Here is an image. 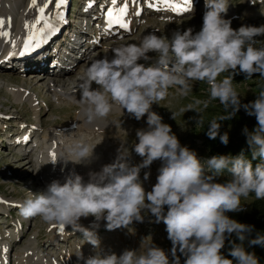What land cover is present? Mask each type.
Masks as SVG:
<instances>
[{
    "label": "clouds",
    "instance_id": "9594fccd",
    "mask_svg": "<svg viewBox=\"0 0 264 264\" xmlns=\"http://www.w3.org/2000/svg\"><path fill=\"white\" fill-rule=\"evenodd\" d=\"M205 8L202 28L195 34L191 27L174 31L171 38L151 32L138 44L114 47L110 59H93L86 69L81 104L86 106L89 121L107 117L115 107L124 113L126 110L137 121L147 117V128L137 130L138 142L132 147L142 162L131 164V155L121 145L115 160L99 171H89L87 180L73 168L63 182L53 180L20 207L24 217L38 216L46 223L67 225L81 232L95 249V254L86 258L80 252L77 257L83 264H180V255L185 258L184 264H260L243 243L252 227L226 213L243 210L242 198L252 194L256 200H264V90L254 101L242 104L232 77L218 78L225 72L243 73L247 79L254 74L264 77V46L257 47L255 39L264 36V25L234 29L232 21L224 18L229 0H205ZM149 53H156L155 58ZM192 82L206 83L209 99L219 100L224 106L226 115L221 121L231 119L241 108L256 118L254 130L245 127L243 133L252 159L259 163L253 166L243 152L201 159L182 146L171 126L152 110L167 97L170 88L187 95ZM93 83L96 88H92ZM172 118L176 120L174 112ZM220 126L210 122L207 135L210 139L219 136L227 145L228 133L220 135ZM96 145L78 143L49 163L55 166L62 162V172L69 162L90 165ZM157 160L161 161L157 182L146 191L141 169ZM224 175L229 177L227 182H216ZM149 176L150 172L145 173L144 179ZM142 212L155 217V223L166 225L174 259L153 243L144 249L143 241L139 250L125 249L119 256L105 252L95 232L81 223V218L94 217L95 228L103 221L109 231L126 228L134 233L131 225L144 221ZM232 234L241 243H233L229 253L232 259H228L221 250ZM250 245L264 247V235L258 234Z\"/></svg>",
    "mask_w": 264,
    "mask_h": 264
},
{
    "label": "rangeland",
    "instance_id": "374dc122",
    "mask_svg": "<svg viewBox=\"0 0 264 264\" xmlns=\"http://www.w3.org/2000/svg\"><path fill=\"white\" fill-rule=\"evenodd\" d=\"M14 1L17 2V0ZM19 1L20 3L17 2L19 5L18 9L13 14H8L7 19H5L6 17H1L9 27V40L17 37L18 34L16 35V27L19 26L21 28L19 22L26 13V10L23 11V8L27 0ZM45 2L46 0H40L39 6H42ZM78 2H82L79 3L80 7ZM138 2L140 3V6L143 7L145 0H139ZM68 4L73 6L71 10L70 5L68 6ZM83 5H87V0H68L67 5L63 6L68 8V12L65 13V15L67 19H70V24L68 25V27H70L67 32V34L69 33L70 38H66L61 41V43H56L69 44L71 36L75 33L74 30L77 31V29H73L76 25L73 20L78 17V12L83 9ZM204 6L205 0H199L197 11L193 10L192 12L189 11L179 14L170 13V17L147 15V18L141 26L139 23V17H137L133 20V28L124 33L118 34L117 37L108 38L100 42V44L93 49V52L90 53L92 56L87 57L85 61H82L85 66L81 68V66L76 64L75 71L73 70V72L67 73L65 77L85 76L86 69L89 67L93 59H100L105 56L110 59L114 47L120 44H127V42L128 44H133V42L140 39L139 35L143 33L156 32L158 36L164 34L171 38L172 33L176 31V29L184 31L191 27L193 29L195 28V34V32L200 31L202 28L203 16L206 10ZM248 9L255 11V13L248 12L247 14L245 11ZM61 10L62 7L59 9L56 8V0H52V3L48 5L45 11V15L49 16V14H53V16H55L56 13H60ZM245 13L247 14L246 16H244ZM36 16L37 11H35L28 20L31 19L34 21ZM9 18L11 20L10 24L7 23ZM24 18L26 19L27 17ZM224 18L232 21V27L234 29H238L242 25L257 27L264 25V0H229L228 12ZM148 21H150L149 24ZM88 24L90 35H97L98 31H96V33L94 31L95 29H98L97 24L92 25L89 22ZM159 28H161V30ZM11 33H15V35H11ZM23 39L24 38L19 39V41L21 42ZM255 39L258 41L256 45L257 47L264 46V36H259ZM56 47L57 46L54 45L48 52H53V49ZM72 54L73 51L70 50L68 55L71 56ZM148 55L155 58L156 53H149ZM139 62L150 63L143 60ZM41 66L45 68L48 67V64ZM18 67L19 70L8 69L5 68V66L0 65V244H4L7 250L3 257V264H18L19 258L16 257V254L19 252L20 247L25 245L28 240L34 245H37L40 243L38 237L39 234L45 239H50L52 237V223H46L38 216L24 217L20 213V207L24 200L33 196L37 192L43 191L46 187V183L42 182L40 179V176L42 175L40 166L37 164L35 170H28L26 168V160L30 159L32 155L36 153L38 148L47 144L44 140L47 137L46 132L49 129L70 123V121L72 122V120H75L78 116L81 108L75 103H71L67 100H57L49 95L46 88L42 83L38 82L35 76L39 73L38 71L32 70L28 67V71L22 72V68L27 66L21 64L18 65ZM65 67L62 69H65ZM10 76L18 78V81L11 79ZM224 77H232L233 85L241 97L242 104L250 103L256 99L257 94L260 92L259 85L263 84L264 81V77H260L259 74H254L251 79H247L246 75L243 73L233 75L229 72H225L221 74L218 79H223ZM93 85L94 88L97 87L95 83H93ZM20 87L30 91L33 101L37 103V108L31 107L30 102L27 99L24 103L15 101L14 95L10 93V89H20ZM77 94L81 97V92ZM197 101L200 103L197 104ZM205 102H207V107H205ZM152 110L162 117L164 123L171 126L172 132L177 136L182 146L194 149L197 137L205 138L204 147L198 149L203 155H206L207 152L211 150L213 143L220 140L219 136L216 139H210L208 137L206 126L210 122L216 121L217 123H220V135L228 133V136L231 138H241L245 137L243 129L246 127V124H252L253 127L251 126L248 128V130H252V128H255L254 122L257 121L254 116H249L243 108L236 113L235 116L237 118L231 121H221L220 118L226 115L224 106L219 100L209 99L208 85L201 82H192V89L187 95H180L177 89L170 88L167 97L160 101L159 104H154ZM172 112L176 114V120L172 118ZM126 116L127 114L125 113L117 114L114 112L112 113V116L102 118L108 124V138L97 133L89 135V137H93V140L92 142L87 143L90 144V146H95L96 143H99V149L94 153L95 157L93 162L87 169H85L87 174L89 171H99L103 165L112 163L118 154V147L120 149L121 145L122 148L124 149L125 147L124 150L131 155V164L138 165L142 162V158L134 152L132 147L135 142H138L136 138L137 130L147 128V117L137 121L130 115ZM201 119L202 122L198 124V120ZM26 123H31L33 126ZM23 126L28 130L34 128L37 133L32 135L33 138L30 137L32 133L25 137V134L21 131V127ZM65 131L69 132L68 130ZM73 132L82 133L83 131L75 128L73 129ZM8 137H12V140L11 138L8 140ZM28 139V152L25 153V146L23 147L22 143L19 142L25 141L27 143ZM30 139L32 140L30 141ZM193 140L195 143H193ZM109 147L110 150L103 153V151L109 149ZM108 160L112 162H109ZM160 167L161 161L157 160L154 161L149 168L141 169L140 179L143 182L146 191H151L153 185L157 182V176L159 174L158 169ZM149 172L150 176L145 180V173ZM87 174L85 177L88 178ZM216 182L225 183L227 180H221V178L218 177ZM28 187H30L29 190L27 189ZM254 199V194L246 199L242 198V206H250ZM166 211L167 207H165V212ZM142 215H145V219L142 223L133 222L131 225L134 233L129 232L126 228H121L109 231L107 235L102 234L97 236L103 242V244H101L103 251L112 252L119 256L125 249L139 250L143 241L144 249H147V247L153 243L155 246L165 250V252L169 254L170 260L174 259L171 255L173 245L168 239L166 225L163 222L155 223V217L151 216V214L142 212ZM89 218H91V221H94V217ZM105 223L106 222L103 221L100 222L99 227L105 225ZM42 228H44V230L41 231ZM67 232L68 231L64 233L65 236L67 235ZM36 249L38 253L46 251L49 252L50 255L55 256L58 264H64V260L66 259V264H83V261L79 260L77 257L80 255V252H82L84 257L95 254L94 247L87 243L83 238L82 233L80 235H71L63 239H56L54 240V245L51 246H48L47 243H43L39 247H36ZM184 261L185 258L183 255H180V264H184Z\"/></svg>",
    "mask_w": 264,
    "mask_h": 264
},
{
    "label": "bare ground",
    "instance_id": "6f19581e",
    "mask_svg": "<svg viewBox=\"0 0 264 264\" xmlns=\"http://www.w3.org/2000/svg\"><path fill=\"white\" fill-rule=\"evenodd\" d=\"M105 1L107 2L108 0H105ZM17 2L20 3L19 0H17ZM17 2L14 0H0V18L6 17L5 19H7L8 14L9 15L13 14L18 9L19 5ZM90 2L91 0L88 2V5ZM176 2H181V0H176ZM198 2L199 0H192L191 7L193 6V10L197 11ZM39 4H40V0H38V5L36 7H32L30 6L31 0H27L23 8V11L26 10V13L23 16L27 18L25 19L24 17H22V19L19 22L21 25V28L19 26L16 27V30H17L16 35L18 34L17 37L11 38L12 40H9L10 38L5 39L3 37H0V65H3L5 66V68H8V69H18L19 70L18 65L23 64L24 66H27V67L22 68L21 70L22 72L28 71L29 68L32 70L38 71L39 73H37L35 76L38 82L42 83V85L46 88L49 95L53 96L57 100H67L71 103H75L79 105L81 108L75 120H72V122L70 121V123L63 124L59 127L49 129L46 132L47 137L44 140V142H46L47 144L45 146L42 145L41 148H38L36 150V153L33 154L30 159L26 160V168L28 170H35L38 164L42 170V175L40 176V179L42 182L46 183V185L51 183L53 180H61V182H63L64 176L68 172H70L73 168L78 174L84 176L85 180H87L88 178L85 177V175L87 174V171L85 169H87L89 165L87 166L83 164L74 165L71 162H69V164L67 165V168L64 170V172H62L61 168L64 167L62 162L55 166L49 162L52 158V153H55L56 157H58L61 153H67V150L69 148L75 146L78 143L92 142L93 137H89V135L97 133L100 135H104V137L108 138V135H107L108 124L102 118L89 121L88 116L85 111L86 106L81 104V97L77 94L81 92V84L83 83V79L85 76L82 75V76H76V77H70V78L65 77L67 73H71L73 72V70L75 71L76 64L78 66H81V68H83L85 64L82 61H85L87 57L92 56L90 55V53L93 52V49L95 47L93 46L94 43H92L89 33L87 32L88 31L87 24H88V18H94L95 20L98 19L99 7L95 3V0H94V3H92L91 7H88V5L87 6L83 5L84 7L85 6L86 7L83 9V11L80 10L78 12V17L73 20L76 23L73 29H77V31L74 30L75 33L73 36H71V39L69 40V44H58L56 42L61 43V41L69 37V33L67 34V32H68V28L70 27V26L68 27V25L70 24V19L69 18L67 19L65 15V13L68 12V8H65L62 6V10L60 11V13H56L55 16H53V14H49V16H47L49 17V22L53 25V28L51 30H46L47 32H50L51 38L49 40H46L44 39V36L42 35L41 39L45 42L43 43V46L41 48H39L37 51L33 53L26 54V55H20V51L24 43L23 41L18 42V40L27 37L32 31H34L33 28L31 27L26 28L25 25L26 24L31 25L35 21V20L32 21L31 19L28 20V18H30V16L35 11H37ZM154 4H155L154 7H149L145 0V3L143 4V7L141 8L139 6V2L136 4H133L131 3V0H129L128 14L124 19L129 23V21L130 20L132 21L133 18L139 17V23L141 26L144 23L145 19L147 18V15L148 16L158 15L162 17H170L169 16L171 15L170 13L172 14L183 13V12H177L168 6L163 5L162 3L159 2V0H154ZM121 6H122V3L120 2V0H118L117 5L112 6L110 8L118 9ZM245 12L247 14L248 12L255 13V11L251 9H248ZM246 13L244 16L247 15ZM84 19H86L87 22H85ZM149 22L150 21H148V24ZM41 26L42 25H38L37 27H41ZM133 26H134V23L132 22L131 25L128 27V29L133 28ZM107 27H108V23H106V25L103 27V34L106 35L107 38H113L117 36L118 34L125 32V29L121 28L117 24H114L111 30H106ZM8 28H9L8 25L5 23V27L2 30L8 32L9 31ZM159 29L161 30V28ZM146 34L148 33H143L140 35L138 34L140 39L136 38L138 39V41L136 40V42H133V44H138L140 40L143 38V36ZM11 35H15V33L14 34L11 33ZM12 41H15L16 43L15 48H13ZM54 45H56L57 47L53 49V52H48L49 49H51V47H53ZM62 46H65L64 49H62ZM70 49L73 51V54L71 56L67 54ZM10 53H15V54L10 55ZM44 64H48V67L43 68L41 65H44ZM63 66L64 67L66 66L65 69H62L64 68ZM10 78L18 81V78L11 77V76ZM93 86L94 85L92 84V88H94ZM10 93L14 95L16 102L24 103L25 100L27 99L30 102L31 107L37 108V103L33 101L32 94L27 89H22L21 87L20 89L11 88ZM114 112L117 114L124 113L121 109H119L118 107H115L108 116H112V113ZM125 114H127V116L129 115L126 112V110H125ZM75 128H78L83 132L82 133L73 132V129ZM65 130H68L69 132H66ZM21 131L25 134L24 136L26 137L27 135L36 132V129L31 128L30 130H28L25 126H23L21 127ZM19 143H22L23 147L25 146L24 152L27 153L29 139L27 143L25 141L19 142ZM96 144L97 145L94 149V153L96 152V150L99 149V146H98L99 143H96ZM109 150H110V147L109 149H105L103 153H106ZM108 161L112 162L110 160ZM27 189L29 190L30 187H28ZM247 209L248 208L246 206L244 207L243 211H246ZM81 223L84 227L89 228L90 230L94 231L97 236L102 235V234L107 235L109 232V230L106 229L105 225L99 228L93 227V221H91V218L89 217L81 218ZM60 225L61 224L59 223H52V237L50 239H45L41 234H39L38 236L40 240L39 244L34 245L31 241L28 240L25 245L20 247L19 252H17L16 254V257L19 258L18 264H58L55 256L50 255V253L46 251H42L41 253H38L36 247H39L43 243L44 244L47 243L48 246H51V245H54V240L56 239H59V238L63 239L71 235L81 234V232L74 230L72 227L67 226V225H64L63 231H61ZM42 230H44V228H42L41 231ZM66 231L68 232H67V235L65 236L64 233H66ZM101 244H103L102 241H101ZM5 251L7 250L4 244H0V264H3L2 262H3V257L5 256ZM117 252L120 253L119 251ZM66 260H64V264H66Z\"/></svg>",
    "mask_w": 264,
    "mask_h": 264
},
{
    "label": "trees",
    "instance_id": "16d2710c",
    "mask_svg": "<svg viewBox=\"0 0 264 264\" xmlns=\"http://www.w3.org/2000/svg\"><path fill=\"white\" fill-rule=\"evenodd\" d=\"M260 91L264 90V81L263 84L259 85ZM237 118L236 116L232 117L231 119H226L228 121H231L233 119ZM254 120V119H253ZM257 121L254 122V126L256 127ZM253 127L252 124L247 123L246 127L250 128ZM254 130V128H252ZM252 130H249L250 132ZM208 132V129H206ZM245 137L241 138H231L229 137V142L227 145L221 143L220 140L213 143V146L210 150V152L213 154V156L216 155H231V156H237L241 152H243L249 159H252L251 156V148L247 143V137L244 134ZM260 161L258 159H252L253 166H255ZM221 180H228L229 177L227 175L221 176ZM247 211V210H246ZM231 219H234L242 224H246L252 227V231L247 234V239L243 242L244 247L249 252H254L256 256L259 258L260 264H264V247L259 245H250V241L258 234L264 235V200H256L254 199L253 202L250 205V209L248 212L241 213V212H235V213H227ZM233 243L239 244L241 241L236 237L235 234H232L230 237H228L225 241V246L221 250L222 254L228 258L232 259L230 253L231 248L233 247Z\"/></svg>",
    "mask_w": 264,
    "mask_h": 264
},
{
    "label": "snow or ice",
    "instance_id": "6c2138e0",
    "mask_svg": "<svg viewBox=\"0 0 264 264\" xmlns=\"http://www.w3.org/2000/svg\"><path fill=\"white\" fill-rule=\"evenodd\" d=\"M118 0H112V4H117ZM122 3V6L118 9L109 8L105 12L106 21L108 23V27L111 28L112 24H117L123 29H128L129 24L124 19L128 14V4L129 0H120ZM149 7H154V0H146ZM160 3L163 5H166L172 9H174L177 12H189L191 9L192 0H181V2H176V0H159ZM52 3V0H46V2L39 6L37 9V16L35 21L28 25L27 27H31L35 29L32 31L27 37L23 44V47L20 51V55H26L33 53L37 51L39 48L43 46V41L41 39L42 34L45 32L46 29L51 30L53 25L49 22V17L45 15V11L49 4ZM68 3V0H56V8H61L62 6H66ZM92 3H94V0H91L88 7L92 6ZM131 3L135 4L138 3V0H131ZM38 5V0H31L32 7H36ZM139 14V13H137ZM7 23H11L10 18L8 19ZM38 25H42L41 27H37ZM5 27V20L3 18H0V37H3L5 39L10 37V33L7 31H3ZM107 30V29H106ZM13 48L16 47L15 41H12ZM15 53H10V55H14ZM27 139V138H26ZM56 154L52 153V158L55 159ZM64 225H60V230L63 231Z\"/></svg>",
    "mask_w": 264,
    "mask_h": 264
}]
</instances>
